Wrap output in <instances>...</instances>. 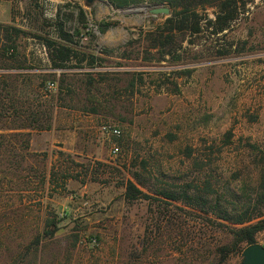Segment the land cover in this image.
<instances>
[{"label":"rangeland","instance_id":"374dc122","mask_svg":"<svg viewBox=\"0 0 264 264\" xmlns=\"http://www.w3.org/2000/svg\"><path fill=\"white\" fill-rule=\"evenodd\" d=\"M245 2L225 31L211 33L203 23L198 34L177 35L167 52L147 36L169 16L148 7L164 4L0 0V22L25 32L17 38L19 56L3 64L48 66L38 37L58 12L73 10L74 25L80 11L86 18L76 50L94 52L111 71L89 84L87 73L71 68L61 91L58 69L34 77L52 96V126L30 135L36 189L2 201L0 264L242 263V251L225 260L214 252L232 238L215 227L206 205L162 200L153 191L189 183L203 189L207 181L237 196L257 190L264 168V0ZM134 172L152 198L124 199ZM255 242L264 246V230Z\"/></svg>","mask_w":264,"mask_h":264},{"label":"trees","instance_id":"16d2710c","mask_svg":"<svg viewBox=\"0 0 264 264\" xmlns=\"http://www.w3.org/2000/svg\"><path fill=\"white\" fill-rule=\"evenodd\" d=\"M119 1L123 4L127 0ZM147 1L164 4L170 9L169 16L164 22L147 33L151 47L167 52L175 50L177 35L198 34L203 23L211 28V33L225 31L238 18L241 8L246 3L245 0ZM208 8H213L211 17L205 13ZM73 19L74 11L69 10L62 13V16L58 12L52 23L46 22L45 26L53 31L47 29L43 37H38L46 49L49 65L44 68L45 70L32 63V60L28 64H22L23 60L17 59L19 62L17 66L3 64L6 58L16 59L19 56L17 38L25 32L18 26L0 22V210L2 201H6L7 197L25 194L37 187L32 183L36 167L30 162L33 155L30 151V135L33 131L51 128L54 105L51 102L49 88L42 83L44 79L41 77V82L34 83V77H38L39 74L54 76L55 73L52 71L58 69L60 75L58 89L61 91L71 68L87 73L91 77L89 84H92L95 75L103 78L111 73L109 67L96 62L102 58L96 56L94 52L76 50L80 30L85 25L86 18L83 11H80L78 25L73 24ZM100 52L109 53L106 49ZM73 59H76V63L70 65L69 62ZM132 176L136 183L131 179L126 180L124 199L132 202L152 198V195L137 185L143 186L138 175L134 172ZM39 177L44 185L46 175L42 173ZM202 188L189 183L180 189L160 188L153 193L162 200L181 202L194 208L203 209V204L206 205L215 227L222 228L232 238L229 244L214 249L216 254L222 256V260L231 253L241 252L245 246L255 243L257 234L264 230V168L261 169L260 182L253 196H237L235 193L227 192L228 196L220 192L218 187H212L209 181ZM37 204L42 208L41 201ZM38 240L35 239L36 244Z\"/></svg>","mask_w":264,"mask_h":264},{"label":"water","instance_id":"95a60500","mask_svg":"<svg viewBox=\"0 0 264 264\" xmlns=\"http://www.w3.org/2000/svg\"><path fill=\"white\" fill-rule=\"evenodd\" d=\"M148 12L157 15H169L170 9L167 6L154 5L148 7ZM241 264H264V246L259 243H252L244 247L242 250Z\"/></svg>","mask_w":264,"mask_h":264},{"label":"built area","instance_id":"2783aa9c","mask_svg":"<svg viewBox=\"0 0 264 264\" xmlns=\"http://www.w3.org/2000/svg\"><path fill=\"white\" fill-rule=\"evenodd\" d=\"M103 129L105 131L111 133L112 135H118L120 133V131L116 127L103 126ZM117 151H119V147L118 146H114L112 148V152L116 153Z\"/></svg>","mask_w":264,"mask_h":264}]
</instances>
